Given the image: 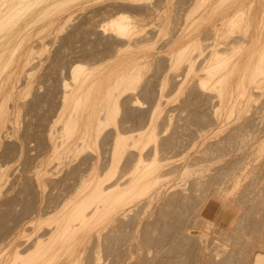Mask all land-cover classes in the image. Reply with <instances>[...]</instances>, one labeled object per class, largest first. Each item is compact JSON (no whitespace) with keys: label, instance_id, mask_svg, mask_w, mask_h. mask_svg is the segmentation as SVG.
I'll return each instance as SVG.
<instances>
[{"label":"bare ground","instance_id":"1","mask_svg":"<svg viewBox=\"0 0 264 264\" xmlns=\"http://www.w3.org/2000/svg\"><path fill=\"white\" fill-rule=\"evenodd\" d=\"M60 1L0 0V181L12 186L1 184L0 264H264V141L252 132L264 129V6L177 0L171 36L165 20L170 37L164 29L167 41L152 46L165 26L149 20L165 0L89 10L92 0H69L57 17L40 15ZM47 18L73 22L63 41L79 36L84 46L76 64L55 54L42 83L32 73L42 60L32 31ZM141 45L155 48L145 55L154 74L141 68ZM65 61L71 79L62 73L55 92L50 76ZM44 102L62 107L64 120L54 112L31 128L26 119L17 134L14 113ZM70 153L79 158L60 179ZM214 208L227 226L215 223Z\"/></svg>","mask_w":264,"mask_h":264},{"label":"rangeland","instance_id":"2","mask_svg":"<svg viewBox=\"0 0 264 264\" xmlns=\"http://www.w3.org/2000/svg\"><path fill=\"white\" fill-rule=\"evenodd\" d=\"M63 1H64V2H63ZM66 1H69V0H62V2H63L64 4L66 3ZM75 1H77V0H74V1L71 0V1H69V3H71V4L74 6ZM161 1H162V0H161ZM170 1H171V4H170V5H168V4L170 3L168 0H167V1L165 0V2H164V1L161 2V3H160V8H159L160 10L158 9L159 11L157 10L156 13L154 14V16H153L152 18H150V20H149V24L152 23V24H151L152 27L148 24L149 27H151V28H153V27L155 28V26H156V28H157V27H159L161 24H163V27H164V26H165V24H164V23H165V20H166V23H167V21L170 22V23L168 22L169 24L167 23L168 26H169V28L167 27V25H166L164 28H162V27L160 26V27H161V28H160L161 30L158 29V28H157V29H158V30H157V29L155 28V29H156V33H158V34H155V35H154V37H153V38H155L154 40H157L158 38L161 39L162 37L166 36V33L168 34L169 31H170L169 34H170V36H171V33H172L171 31H172V30H171L170 26L172 27V24H171V21H170V20H173L174 15H172V13H173V12H177V10L179 9V6H177V4H176V1H177V0H173V2H174L175 5H176V8H174L175 5H174V3L172 2V0H170ZM255 1H257V2L260 1L259 4H257V2L253 3V4H254V5H253L254 8L257 7L256 4L259 5V6L257 7V10H256V9H252V10H255V13H256V12L259 10L258 8H259L260 6H261V7L264 6V0H255ZM262 1H263V3H262ZM72 2H73V3H72ZM77 2H78V1H77ZM91 2H92V3H91ZM91 2L88 1V2H87L88 4L84 3V4H86V6L84 5V6L86 7V8H85L86 10L92 9V7L94 8L95 6H97V4H98V5H99V4L101 5L102 2H103V3L105 2V0H100V1L95 0V2H94V0H92ZM96 2H99V3H96ZM166 2H167V4H166ZM94 3H95V4H94ZM163 3H164V4H163ZM44 4H46V2H45ZM59 4L61 5V1L59 2ZM59 4L57 3V4L55 5V7H53L54 5H50V7H49V6H48V7H46V6L44 7V6H43L45 9L47 8L46 10H43V11H46V12H45L46 14L43 13V11H42V12L40 13V15H41V14H42V15L44 14V19H45L46 15L48 14V11H49V12L52 11L53 13H50V14H51L50 16L53 17V14L55 15V14H56L55 11L57 10V11H58V12H57V15H55V16L57 17L58 14L61 12V10H63V9L61 8L62 5H64V4H62V5L60 6ZM75 4H77V3H75ZM92 4H94L95 6H94V5L92 6ZM165 4H166V5H165ZM261 4H263V5H261ZM58 5H59V6H58ZM77 5H78V4H77ZM77 5H75V6H77ZM82 5H83V4H82ZM87 5H88V6H87ZM173 5H174V7L171 8L170 6H173ZM246 5H247V4H245L244 6L249 8V4H248L247 6H246ZM41 6H42V5H41ZM51 6H52V7H51ZM56 6H58V8H57ZM73 6H72V8H75V7H73ZM90 6H91V8H90ZM162 6H163V7H162ZM43 7L41 8V10L43 9ZM63 7H64V6H63ZM245 7H243V8L245 9ZM49 8H50V9H49ZM87 8H89V9H87ZM161 8H162V9H161ZM173 8L175 9V11H174ZM177 8H178V9H177ZM243 8H242V10H243L242 12H243L244 16H245V14H246L247 12L250 13V11H245ZM248 8H246V10H250V9H248ZM263 8H264V7L260 8L261 11L259 10V12H258L259 14L257 15V18H258L260 15H261V17H263V15H262V14H264V11H263L264 9H263ZM60 9H61V10H60ZM170 9L173 10V11H171ZM41 10H40V11H41ZM59 10H60V11H59ZM169 10H170V11H169ZM77 11H78V13H79V10H77ZM77 11H76V13H77ZM168 11H169V12H168ZM180 11H181V9H180ZM244 11H245V13H244ZM260 12H261V13H260ZM249 13H247L246 16H248ZM169 14L172 15V16H170ZM243 14H242V17L244 18ZM48 15H49V14H48ZM50 16H49V17H50ZM73 16H77V15H75V12H74V14H71V19L69 18L68 20H69V21H70V20L73 21V19H72ZM246 16H245V18H246ZM79 17H80V16L76 17L77 20H75V23H74V24L77 25V23H79V22H78ZM98 17L100 18L101 16L99 15ZM170 17H171V18H170ZM261 17H260V19H261ZM74 18H75V17H74ZM80 18H81V17H80ZM101 18H104V17H101ZM162 18H163V19H162ZM167 18H168V19H167ZM169 18H170V19H169ZM38 19H39V18H38ZM41 19H43V17H41L40 20H41ZM157 19H158V20H157ZM258 19H259V18H258ZM40 20H38V22H35V23H34V24H35L34 27H36V24L38 23L37 25H38V30H39V32H38L37 30L35 31V29H36V28H35V29H34L35 32L33 33V31H32V34H33L32 37L36 36L37 39H40V38H41V40H38V42H39V41H40V42H41V41H42V42L44 41L43 44H41V43L39 42L40 44L38 43V47H37V44H36V46H34V50H36V51H34V53L37 54L38 57H37V56H36V57L38 58V61L42 59V60H41L42 64H41V62L39 61L40 63H39V62H38V63H39L40 65H39V64L35 65V66H36V67H34V68H35V71L32 69V73L35 72V73H34V74H35L34 76L37 78L36 80L39 79L41 82H42V81L45 82V81H44V80H45L44 75H45L46 70H47L46 66L49 65L48 63L50 62V60L52 59V57H54L55 54L60 53V51H61V53H64L65 55H67V54L70 53L69 55H67V57H66V61H67L68 59H70V60L72 59V60H73L72 64H73V63L76 64V63H77V59H81L80 57L76 58V57L78 56V55H75V54H77L76 51L79 50V49H81L82 46H84V44H83V42H82V40H81V37H79V36H77V37L75 36V37L72 39L73 41H72L71 43H70V42H64V41H63L64 33H65V32L67 33L68 31L72 30V29H70V28L74 25V24H73L74 21L72 22V25H71V22H70V24L68 23L69 21H68V22H67V21H63V23L61 22L62 24H61L60 22L58 23L59 20H58L57 22L55 21V22L57 23V24H55L56 26L52 24V26L55 27V28L52 29V30H50L49 28H50V27L53 28V27L50 26V23H47V22H48V21H47L48 18H47L44 22H42V21H43V20H42L41 23L39 24ZM81 20H82V18H81L79 21L81 22ZM153 21H154V22H153ZM159 21L161 22L160 24H158ZM163 21H164V23H163ZM256 21H257V20H255V22H256ZM45 22H46L48 25H47ZM65 22H66L67 24H66ZM103 22H104V21H103ZM259 22H260V23H259ZM263 22H264V21L258 20V23H257V22H256V23H257V24H260L259 26H264V23H263ZM154 23H156V25H155ZM256 23H254L253 26H252V27L250 26V27H251V28H254V26H255ZM262 23H263V24H262ZM43 24H44V25L46 24L45 27H47V28H45V27H44V28L47 29V30L49 29L50 32H49V31L46 32V30H45V29L43 28V26H42ZM59 24H60L61 26H59ZM257 24H256V26H257ZM62 25H64V26H62ZM65 25H67V26H65ZM148 25H146L145 27L147 28ZM154 25H155V26H154ZM39 26H41V29L39 28ZM57 26L62 27L61 30L59 29V27L57 28ZM245 26H246V25H244L243 28H244L245 30H247V26H246V28H245ZM48 27H49V28H48ZM63 27H64V28H63ZM65 27H66V28H65ZM68 28H69V29H68ZM72 28H73V27H72ZM166 28H168V29H170V30L167 31L168 29H166ZM251 28H250V29H251ZM58 29H59V31H58ZM66 29H67V30H66ZM155 29H154V31H155ZM162 29H163V32H162ZM164 29L166 30V33H165ZM244 29H243L242 32H245ZM54 30H55V31H54ZM159 30L161 31V33H160L161 35H159V32H158ZM41 31H42V32H41ZM51 32H52L53 34H52V35H49V33H51ZM57 32H58V33H57ZM36 33H38V35H37ZM44 33H46V34H44ZM55 33H56V35H55ZM66 33H65V34H66ZM163 33L165 34L164 36H163ZM40 34H42L41 36H43V38L45 37L44 40H42V37H39ZM47 34H48L47 38H48L49 36H50V37L52 36L51 38H48L49 40L46 39V35H47ZM169 34L165 37V39L168 40V37H170ZM59 35H60V36H59ZM156 35H157L158 37H157ZM53 36H54V37H53ZM155 36L157 37V39H156ZM159 36H160V37H159ZM38 37H39V38H38ZM58 37L61 38V39H59ZM78 38H79V39H78ZM153 38H151V39H150L149 41H147L146 43L152 41ZM160 39L157 41V43H155L156 41L154 42V40H153V41L151 42L153 45H152V44H151V45H152V46H156L157 44L159 45V43H158L159 41H160V43H161V42H164V40H165V39H163V38H162L161 40H160ZM46 40H47V41H46ZM50 40H51V41H50ZM79 40H81V41H79ZM167 40H165V41H167ZM49 41H50V42H49ZM80 42H81V43H80ZM76 43H78V44H77L78 46H77V45H74V44H76ZM71 44H72V45H71ZM80 44H81V47H79ZM82 44H83V45H82ZM147 45L150 46L149 43H148ZM147 45H146V48L148 47ZM57 46H58V47H57ZM64 46H65V47H64ZM76 46H77V49L72 50V49H73L74 47H76ZM141 46L143 47L144 45H141ZM141 46L138 48V50H139V51H141V50L146 51L145 53H144L143 51H142V52H139V54L141 55V56H140L141 64H142V65H141V68H142V70H144V71L147 69V71H146L145 73H148V74H149V72L154 71V69H153V68H154V60H152V57L149 56L148 59L150 58V59H149L150 61H149V60L146 61V60H147V59H146L147 57H145V55L147 54V56H148V54L151 53V52H148V51H153L152 49H153L154 47H152V49H150V48H151V46H150V48H149V49L147 48L148 50H146L145 47H143V49H142ZM35 47H36V48H35ZM71 48H72V49H71ZM144 48H145V49H144ZM69 49H70V50H69ZM154 49H155V48H154ZM62 50H63L64 52H63ZM65 51H67V54H66ZM73 53H75V54H73ZM64 54H63V55H64ZM71 55H72V56H71ZM42 56H43V57H42ZM68 56H71V57L69 58ZM142 56H143V58H144V57H145V58H144V59L141 58ZM39 57H41V59H39ZM45 57H46V58H45ZM72 57H73V58H72ZM44 59H45V60H44ZM70 60H69V62H70ZM151 60H152L153 62H152ZM66 61H65V64L67 63ZM80 61H81V60H79V62H80ZM79 62H78V63H79ZM147 62L149 63V65H147V64H148ZM151 62L153 63V65L151 64ZM82 63H83V62H82ZM45 64H46V66H45ZM47 64H48V65H47ZM68 64H69V63H67V65H64V66L62 65L63 67L61 66V68H59L60 71H59V69L56 71L57 73H60V72H61L60 74L57 75L56 72H53V73L51 74L52 76H50V81H51V83H50V87H51V89H53V90L56 89L55 92H57V89H58L57 85L59 84L58 82H60V81H58V80L64 78V76H65V74H66L67 71H68V73H69V72L71 73V71H70L71 66L68 68ZM75 64H74V65H75ZM145 64H146L147 66H151L150 69H152V70L148 72V69H149V68H147ZM58 65H59V64H58ZM69 65H71V62H70ZM72 66H73V65H72ZM37 67H38V68H37ZM143 67H144V68H143ZM62 68H63L64 70H63ZM65 68H66V69L68 68L69 70H68V69L65 70ZM45 69H46V70H45ZM61 69H62V70H61ZM142 70H141V71H142ZM42 71H43V72H42ZM58 71H59V72H58ZM63 71H64V72H63ZM65 71H66V72H65ZM38 73H39V74H38ZM62 73H64V74H62ZM70 73L68 74V76H65L64 80L67 78L66 81H70V80H68L69 78L71 79V74H70ZM61 74H62V75H61ZM150 74H154V72H152V73H150ZM150 74H149V75H150ZM40 75L43 76V77H41ZM60 75L62 76V78H61ZM66 75H67V74H66ZM59 76H60V79H59ZM69 76H70V77H69ZM38 77H39V78H38ZM51 77H52V78H51ZM41 79H42V80H41ZM51 79H52V80H51ZM55 80H56V83H58V84H56V83L54 84V83H53ZM47 81H49V80H47ZM50 81H49V82H50ZM43 82H42V83H43ZM52 83H53L54 85H56V86L53 87L54 85L52 86ZM25 89L28 91V88H25ZM27 91H26V92H27ZM41 91L43 92V91H44V88H42ZM42 92H41V93H42ZM44 92H46V91H44ZM44 92H43V93H44ZM52 93H53V91H52ZM175 93H176V92H174V94H175ZM171 94H172V93H171ZM171 94H170V97H171V96H172V97L175 96V100H177L179 94L176 93L177 96L174 95V94H172V95H171ZM173 95H174V96H173ZM172 100L175 102L174 98H172ZM172 100H171V101H172ZM173 101H172V102H173ZM56 102H57V100H56ZM56 102L53 100V103H56ZM57 105H58V104H57ZM49 106H51V105H50V104L48 105V103L44 102V103L41 105V108H39L37 111L33 112L32 114L30 113V115H29V113L26 115L27 112H26L24 109L22 110L21 108H19V109H21V111L18 109V110H17L18 112L14 113V115H13V119H14V120H18V122H19L20 124H22V121H23V120H26V119L29 120V119H30L29 121L33 123V126H32V124H29V126H30L31 128H34L35 125L37 126L36 123H38V122L35 121V119H36V120H39V119L42 120V119H41V116L44 117V115H46V118H47V116H49L48 119H50V120H51V119L53 120V118L51 117L52 115H53L54 118L56 117V115H58V117L60 116V118H61V119H58V117H57L58 120H64V119H62V115L59 114V113H61L60 111H62V109H61L62 107H59L60 109L58 108V110H60V111H58V113H57V111H56V112L54 111V112L56 113V115H55L54 112H51V111L54 109L53 106L50 107L51 109L49 108ZM55 106H56V105H55ZM55 108H57V107H55ZM223 108H224V107H223ZM223 108H222V110H223ZM48 110H49V112H48ZM14 111H16V110H13V112H14ZM222 112H223V114H224L225 109H224ZM49 113H50V114H49ZM119 113H120V112H119ZM17 114H18V115H17ZM33 114H34V115H33ZM15 115H16V116H15ZM22 115H24V116H22ZM31 115H32V116H31ZM38 115H39V116H38ZM119 115L122 116L121 113H120ZM15 117H16L17 119H15ZM27 117H28V118H27ZM32 117H33V118H32ZM50 117H51V118H50ZM223 117H226V116L223 115ZM22 118H23V119H22ZM117 118H118V115H117ZM119 118H121V117H119ZM19 120H20L21 122H20ZM33 120H34L35 122H33ZM54 120H56V119H54ZM30 122H29V123H30ZM58 122H60L59 124H62V121H58ZM19 123H17V126L19 125ZM23 123H24V122H23ZM34 123H35V124H34ZM59 124L57 123V125H58L57 127L60 128V129L58 128L57 132H58V131H59V132H58L57 134H60V133H61V127H60L61 125H59ZM22 126H23V124L20 125V128H21V129H19V126H18V129H17L18 131L16 130V133H17V134L20 133V132L22 131ZM252 132L255 133V134H256V132H257L258 134L260 133L259 135L256 134V135L258 136V139H257V140L260 141V140L262 139V140L264 141V129H260L259 131L256 130L255 132H254V130H253ZM250 133H251V132H250ZM262 137H263V138H262ZM260 138H261V139H260ZM259 139H260V140H259ZM262 140H261V141H262ZM66 155H67V157H66L67 159L64 158V156H66ZM68 156H69V157H68ZM77 156H78V155H77ZM77 156H76L75 154H71V153H70L69 155H68V154L63 155V156H62V157H63V158H62V162H64V161L66 160V161H65L66 163L64 162V165H63V163H60V164L57 165L58 168L55 167L54 170H57L56 173H55V175L57 176V172H59L58 169L60 168L59 165L62 164V165H63V168H62V166H61L62 169H60L61 171H60V173H58V175H59V174H60V175L57 176L58 178H60V176H62V177L60 178V179H62L63 176H65L66 173L68 172L67 170H69V169H71L73 166H75V163H76L77 159L79 158V157H77ZM64 159H65V160H64ZM63 160H64V161H63ZM11 162H13V163H11ZM11 162L9 161L10 165L13 164L14 167H15L16 169H18V171L20 170L19 172L22 173V170H23L24 167H22L21 163H20L19 161H17L16 163H15V161H11ZM9 163H7V164L9 165ZM17 163H18V165H17ZM21 167H22V168H21ZM66 167H67V168H66ZM65 168H66V170H65ZM64 170H65V171H64ZM18 171H17V172H18ZM66 171H67V172H66ZM64 172H66V173H64ZM61 173H63V175H61ZM19 174H20V173H19ZM56 176H55L56 179H55V178H54V179H55V180H59ZM2 180H4V178H2L1 181H2ZM5 180L7 181L6 177H5ZM5 180H4V182H5ZM1 181H0V187H1V184H2V186H4V187H3V188H4V191L7 190L6 188L9 189V187H10L11 185L9 186L8 183H10V182H8V181L5 182V183L7 184V185H6V184H4V183L1 182ZM10 184H11V183H10ZM5 186H6V188H5ZM8 186H9V187H8ZM17 186H18V185H17ZM17 186H15L16 188L13 187V191H12V192L15 193V192L18 190L17 188H19V186H18V187H17ZM11 187H12V186H11ZM3 188L1 187V189H0V191L2 190L1 193H0V194H2V196H3V194H4V192H3ZM49 188H50V187H46V189H47L46 191L50 190ZM2 196L0 197V200H1ZM211 214H212L211 217L213 218V220L215 221L216 224H218L219 226H224V227L227 226V224H226L227 220L224 221V219L221 218L220 215H218V212H217V209H216V208L213 209V211L211 212ZM214 217H216V218H214ZM222 220H223V221H222ZM220 243H221V244H224V246L227 245V244L224 243L223 241H220Z\"/></svg>","mask_w":264,"mask_h":264}]
</instances>
